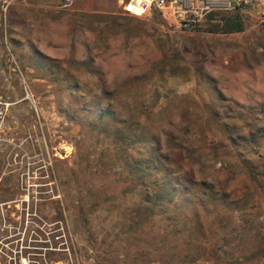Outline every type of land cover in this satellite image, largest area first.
<instances>
[{
	"label": "rangeland",
	"instance_id": "1",
	"mask_svg": "<svg viewBox=\"0 0 264 264\" xmlns=\"http://www.w3.org/2000/svg\"><path fill=\"white\" fill-rule=\"evenodd\" d=\"M223 3L0 0V264L264 263V21Z\"/></svg>",
	"mask_w": 264,
	"mask_h": 264
},
{
	"label": "built area",
	"instance_id": "2",
	"mask_svg": "<svg viewBox=\"0 0 264 264\" xmlns=\"http://www.w3.org/2000/svg\"><path fill=\"white\" fill-rule=\"evenodd\" d=\"M224 0H118L122 11L132 16H150L159 13L163 18L171 17L177 27L190 30L195 22L214 11L225 10ZM241 0H234L239 5ZM62 9L70 7L74 0H58ZM254 5L260 10L261 20L264 21V0H253ZM227 7H230V3ZM2 113H0L1 116ZM192 264H206L195 262ZM264 264V263H262Z\"/></svg>",
	"mask_w": 264,
	"mask_h": 264
},
{
	"label": "trees",
	"instance_id": "3",
	"mask_svg": "<svg viewBox=\"0 0 264 264\" xmlns=\"http://www.w3.org/2000/svg\"><path fill=\"white\" fill-rule=\"evenodd\" d=\"M223 21H224V24H225V28H224L223 31L225 33L240 32V31L243 30L242 25L238 24L237 22L235 23V21H232L231 19L223 18ZM102 117H108V115L106 114V112L103 115H100V118L101 119H102ZM254 124H253V126H254ZM259 130H261V129H259ZM262 130H263L262 131L263 132L262 134L264 136V128ZM167 171H168V169H166V167H163L161 164H159V166H157V172L166 173ZM174 186L177 187V183H175ZM184 190H186V189H184Z\"/></svg>",
	"mask_w": 264,
	"mask_h": 264
}]
</instances>
